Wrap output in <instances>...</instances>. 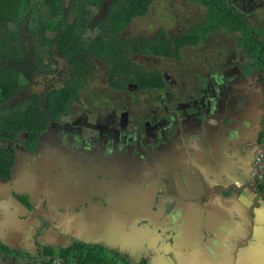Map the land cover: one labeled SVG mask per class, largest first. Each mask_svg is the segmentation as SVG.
<instances>
[{"label": "flooded vegetation", "instance_id": "obj_1", "mask_svg": "<svg viewBox=\"0 0 264 264\" xmlns=\"http://www.w3.org/2000/svg\"><path fill=\"white\" fill-rule=\"evenodd\" d=\"M237 1H241L244 5L247 3L256 7L263 5L262 1L258 4L253 0ZM240 4L237 3L236 5ZM248 5H245V7ZM261 28L255 26L258 33L257 39H264ZM239 49L243 53V57L246 56L248 59L242 57L239 62L236 60H234L236 62L231 60L230 63L224 62L216 71L211 70L206 74L202 72L196 78H191L188 72H185L186 75H184V72L175 74L168 72V70L149 71L147 67L138 65L144 68L143 71L136 72L141 75L137 74L136 81H128L124 84L122 78H110L111 68L108 64L93 52H89L88 58L92 71L89 76L83 77L81 84L74 81L72 68H75V66L70 65L66 58L60 54L58 46L54 45L52 52H54V55H60L66 64V68L60 69V65L54 57V70L51 74H57L58 82L62 86L53 89H74L69 98V107L61 115H59L58 110H54V121H52V114L48 118L50 122L46 129L38 137L32 135L29 142L26 141L27 134L24 137L21 134L14 143H11L8 139L0 138L2 155L6 157V152L11 151L15 156L14 165L18 153L23 154V158L26 159L35 154L46 155L44 158L47 162L49 159L54 158L55 161L60 158L61 166L66 168L69 167L70 159L76 160L83 166L89 165L92 169L88 171L85 168V174L90 175L91 181L97 183L100 190L95 188L89 180L85 181V190L90 194L93 193L95 197L97 196V199L104 201L107 198L115 199L116 207H112L111 212L104 211L103 215L101 211L97 222L90 221V226L99 228L101 241L95 240V243H91L88 239H84L85 235L83 233L72 232L63 233L65 241L62 239L56 241L54 233L50 232L49 228V226H52L54 231V222H46L45 224L44 221V223L35 227L30 235H26L27 232L21 235V242H24L26 238L31 240L33 246L31 251L28 253L23 252L20 246H26L25 243L16 249L13 246L7 247L0 242L13 254L2 248H0V253L13 256L16 260L21 258L25 264H53L54 262L65 264L63 258L59 255H46V250L52 248L59 252L62 249L71 247L69 243L72 242L73 245L86 244L89 247L105 248L108 252L99 257L100 262L110 263L108 261L110 259L115 260L118 264H129V261L126 262L122 258L118 249L123 247L121 239L124 234L132 237L131 229H129L131 223H128L130 215L132 213L135 215V222L140 220L138 227L143 228L140 230V241L143 236L147 239L150 236L145 242L146 248H154L157 245H162V243H169L165 236L168 232L167 223H169V219L163 220L164 222L161 217L154 219V213L147 211L148 203L151 200V206L149 207L151 211L157 210L161 214L168 211L167 214H169L170 204L167 205L169 202L167 195L170 193V187L175 183L179 186V179L184 182L183 177L185 175L190 177L192 170H194L196 176L199 177L198 186L206 191L205 197L198 204L202 214V208L210 209L212 212V204L206 203L210 199L208 195L219 188H222L226 199H231L230 204H226L223 211L236 223L235 228L232 230V242L235 246L231 250L230 257L238 264L240 251L243 255L246 249L244 243L247 241L256 243L261 240L258 233L256 235L252 228H247L244 225V220L250 215L252 207L262 206L260 202L262 198L259 192H264V129L260 133V144L259 141L257 142V145L260 146L255 155L254 168L251 171L242 172L244 176L238 179V184L227 182L228 185L225 187L213 183V177L218 170L216 164L219 154L213 139L216 124L221 121L222 130H226L227 134L233 131L230 127V121L218 119L222 104L227 106L226 109L231 108L228 105L229 102H225V98L230 92H233V96L239 93L233 91V86H262L264 88V69L253 71L255 68L253 66L254 59L249 58L241 47ZM133 55L171 58L134 52L128 56V59ZM94 59L108 68L109 75L106 81L108 86H89V78L96 70ZM171 59L179 60L178 58ZM153 72H157L155 78ZM68 79L73 81L71 86H66L65 80ZM154 79L157 81L154 82ZM65 99L67 98L65 97ZM62 116L70 118V120L60 121ZM227 117L228 113H225L223 118ZM48 131L51 134H47V138L44 136L41 139L43 144L40 146L41 135ZM232 133L235 135L239 131L236 129ZM179 135L185 137L184 142L186 146H189V149L184 152L179 151L172 156L169 153L171 148L167 147L166 141ZM58 139L62 140L60 144H58ZM30 142L31 146L29 145ZM227 154L231 155L232 152H226ZM74 172L76 171L74 170ZM247 173L250 176H247ZM76 174L80 178L87 179V176L78 172ZM0 177L11 179V176L4 177L0 175ZM246 177L250 180H246ZM138 192L139 195H137ZM250 195H254L251 207L248 205V201H251ZM14 196L19 199L16 195ZM174 196L178 199L180 197L179 194ZM19 200L30 211H33L30 204L23 202L21 199ZM126 201L131 202L129 207ZM136 202H140L144 206L139 212ZM252 211L255 212V210ZM112 213H114V217H112ZM107 214L109 215L107 216ZM181 221L186 223L184 219ZM171 224H173V228L178 234L181 235L183 231V238L188 233L193 232V237L184 240L188 244H194L193 250L196 248L199 250L198 264H216L213 260L219 257V253L204 254L203 251V247L208 246L206 239L209 236L206 231L194 230V228H186V226L181 227L183 223L178 224L176 220ZM207 225H209V222ZM151 227L156 229L153 230ZM177 228L180 230L177 231ZM151 231L155 233H153V236L150 235ZM137 232L138 230L133 232V235H135L136 242H139ZM16 240H19L18 236H11L10 241ZM203 242L205 243L203 244ZM104 243L113 249L102 245ZM207 243L210 245V240ZM236 247H239V249H235ZM180 248L183 251H180L181 254L187 250L186 245H182ZM260 249H263L262 245ZM17 252L18 254H16ZM113 252L118 253L117 256L115 255L116 259L112 258L115 257ZM261 254L259 260L252 261L251 259L249 264H261ZM89 256V251H86L83 252L81 258ZM104 256H107V258L105 259ZM73 257L75 258L74 255ZM178 259L179 257L176 261Z\"/></svg>", "mask_w": 264, "mask_h": 264}, {"label": "crops", "instance_id": "obj_2", "mask_svg": "<svg viewBox=\"0 0 264 264\" xmlns=\"http://www.w3.org/2000/svg\"><path fill=\"white\" fill-rule=\"evenodd\" d=\"M253 2L256 4L260 3L258 0H253ZM258 8L260 12L257 15L258 17L261 16L264 21V6L260 5ZM233 91H238L239 93L234 96L232 95L233 92H230L229 95L226 94L225 102H229L228 105L231 108L226 109L227 106L222 104L218 119H227L231 123L232 132L238 129L239 133L234 135L230 132L227 134L226 130H222L221 121H218L213 135L215 147L219 151L216 164L218 170L213 177V183L225 187L228 185L227 182L238 184V179L244 176L242 172H248L254 168L255 155L260 146L257 145V142L260 140V133L264 129V88L262 86H233ZM225 113H228L227 118H223ZM184 139L185 137L179 135L166 141L167 147L171 148L169 153L172 156L179 151L184 152L189 149V146L185 145ZM226 152H232V154L226 155ZM16 159L17 161L14 165L16 170L14 171L13 168L11 179L0 177V242L2 244L7 247L13 246L17 249L18 246L25 243L26 246H20V248L23 252L28 253L32 250V242L27 240L28 238L21 242V235L25 232H27L26 235H30L31 231L41 225V223H44V221L45 224L46 222H54V231L52 226H49V228L50 232L54 233L56 241L59 239L65 241L63 233L67 234V232L83 233L85 235L84 239H88L91 243H95V240L101 241L99 228L90 226V221L94 220L97 222L101 211L102 215L106 210L111 212V208L116 207V200L109 198L105 201L97 199L93 193L90 194L85 190L86 180H89L95 188L100 190L97 183L91 181L90 175L85 174V168L89 171L92 169L91 166H83L76 160L70 159L69 167L65 168L61 166L58 158L55 161L54 158L52 160L49 159L47 162L46 158L38 154L29 156V159L23 158L22 154L21 158L16 156ZM65 170H67V174ZM74 170L81 175L87 176V179L80 178L76 172H71ZM247 176L250 175L247 173ZM183 179L184 182L179 179V186L175 183L169 189L170 193L167 195L169 201L167 205L170 204L169 214H167L168 211L164 212V214L157 210L151 211V208H149L151 200L148 203L147 211L154 213V219L159 217H161L162 221L169 219V223H167L168 232L165 234L169 243H162V245H157L154 248H146L145 242L150 236L148 239L143 236L140 241V230L143 228L141 226L138 227L139 221H134L135 215L133 213L129 214L128 223H131L129 229H131L132 237L124 234L121 239L123 247L118 249L122 258L126 262L129 261V264H198L199 250L197 248L193 250L195 247L193 243L188 244V242H185L188 237H193V232L188 233L183 238V231L180 235L175 232L173 224L170 225L175 220L178 221V224L180 222L183 223L182 225L180 224L181 227L186 226V228L207 232L209 237L206 240L207 242L210 240V245L206 242L208 246H204L203 251L204 254L219 253V257L213 260L216 264H236L235 260L230 257L231 250L235 246L232 242V230L235 228L236 223L223 211L224 206L230 204L231 199H226L222 188H219L208 195L210 199L206 203L212 204V212L210 209L208 211L206 208H202V214L198 204L205 197L206 191L198 186L199 177L192 170V175L190 177L185 175ZM246 180L250 179L246 177ZM175 194L180 195L179 199L174 196ZM14 195L23 202L30 204L33 211L28 212L27 207ZM137 195H139V192ZM137 197L139 198V196ZM250 198L251 201H248L249 207L253 204L254 195H250ZM140 202H136L138 212L144 207ZM260 202L262 206L252 207L255 212L250 211V215L244 220V225L247 228H252L256 235L258 233L261 240L256 243L252 241L244 243L246 249L243 255L242 251H240L238 264H245V260L246 264H249L251 259L252 261L255 259L259 260L261 253L262 260L260 263H264V199L262 198ZM126 203L128 207L131 204L128 201ZM112 217H114V213H112ZM182 219L186 223L181 221ZM208 222L209 225H207ZM151 229L154 230L156 228L151 227ZM137 230L139 242H136L135 235H133V232ZM179 230L177 228V231ZM153 233L151 231L150 235L153 236ZM14 235L18 236L19 240L10 241L11 236ZM102 245L107 246L105 243ZM182 245H186L187 248L183 254L180 253V251L183 252L180 248ZM261 245L263 249H260ZM235 249H239V247ZM245 253H247L246 257ZM178 257L179 259L176 261ZM0 264L25 263L21 258L16 260L13 256L0 253Z\"/></svg>", "mask_w": 264, "mask_h": 264}, {"label": "trees", "instance_id": "obj_3", "mask_svg": "<svg viewBox=\"0 0 264 264\" xmlns=\"http://www.w3.org/2000/svg\"><path fill=\"white\" fill-rule=\"evenodd\" d=\"M183 1L205 7V23L188 32L189 39L178 41L165 33L153 39L119 38V28L129 25L135 17L146 16L152 0H114L105 5L104 0H69L68 6L65 0H0V138L14 143L21 134H27L29 142L32 135L38 137L46 129L54 110L59 115L67 111L74 89L47 88L42 95L26 92L32 84L37 85L40 77L54 70V45L75 66L73 78L81 84L92 71L89 52L108 64L110 78H122L124 84L136 81V72L144 70L128 59L130 54L179 58L185 45H195L223 32L237 36L239 47L254 59L253 71L264 69V39H257L255 25L249 19L256 12L241 9L231 0ZM258 1L264 6V0ZM65 83L71 86L73 81L68 79ZM20 92L23 96L16 99ZM2 152L0 149V175L10 177L15 156L6 152L4 160ZM0 248L13 254L1 243ZM86 251L89 257L76 256ZM107 252L103 247L74 244L59 252L49 248L46 255H59L65 264H87L100 262L99 257Z\"/></svg>", "mask_w": 264, "mask_h": 264}, {"label": "rangeland", "instance_id": "obj_4", "mask_svg": "<svg viewBox=\"0 0 264 264\" xmlns=\"http://www.w3.org/2000/svg\"><path fill=\"white\" fill-rule=\"evenodd\" d=\"M68 1L69 0H65V4L67 6ZM112 1L114 0H104L103 4L105 5ZM231 1L236 4L238 3L237 0ZM245 5L248 4L245 3ZM245 5L241 3L239 6L241 9L246 11L256 12L255 15L249 16V19L255 26H258V28H261L262 25L260 30H262V33L264 34V21L261 16L258 17L257 15V13L260 12L258 11V7L254 5H248L245 7ZM205 13V7H201L194 3H185L183 0H152L146 16L138 18L135 17L133 22L129 25L125 24L123 27L121 26L119 28V33L117 34L120 39L134 40L141 38V36L151 39L158 36L160 33L165 32L170 39L178 38V41L183 39L187 40L189 39L186 35L188 32L194 30L197 25L199 26L205 23L202 19ZM23 22H25V20ZM179 55V60L141 55H133L129 58V60H132L137 65L147 67L149 71L168 70V72L175 74L184 72V75H186L185 72H188L191 78H196L202 72H204L203 74H206V72H210L211 70L216 71L224 62L230 63L234 60L239 62V60L243 57V53L239 49L237 36H233L227 32H223L219 35H210L208 39L203 42L196 43L195 45H185L179 51ZM54 57L58 61L60 69L66 68V64L60 55L56 54ZM243 58L248 59L246 56ZM95 64L96 70L89 78V86H108L106 83L109 75L108 68L101 62L95 61ZM156 74L157 72H153L154 78L156 77ZM156 81L157 80L154 79V82ZM36 83L37 85L32 84L31 88H27L26 92L43 94L47 89L46 87L56 88L62 86L61 83L58 82L57 74H51V72L47 75H43V77H40ZM22 96L23 94L20 92L16 99H21L20 97ZM65 120H70V118L62 116L60 121ZM24 135L25 134L22 136L24 137ZM27 140L28 139H26V141ZM58 141V144L62 142L61 139H58ZM29 145L31 146V142ZM16 156L21 158L20 153ZM45 156L46 155H43L42 157ZM3 158L4 160H7L5 156ZM58 161L60 162L59 158ZM15 170L16 168H14V171ZM71 172L73 173L74 171ZM65 173L67 174V170H65ZM69 245L72 246L73 243L70 242ZM76 256L83 257V255H80L79 253H77ZM104 258L106 259L107 256H104ZM112 258L116 259V256ZM108 261L110 263L118 264L115 260L109 259Z\"/></svg>", "mask_w": 264, "mask_h": 264}, {"label": "water", "instance_id": "obj_5", "mask_svg": "<svg viewBox=\"0 0 264 264\" xmlns=\"http://www.w3.org/2000/svg\"><path fill=\"white\" fill-rule=\"evenodd\" d=\"M47 134H51L50 131L46 132V133H43L40 137V146L43 144V141H41V139L45 136L47 138ZM40 149V147H39ZM256 189L254 188V191ZM260 194V197L264 199V192H259ZM28 212H31L28 208H26ZM88 264H110V263H107V262H99V263H88Z\"/></svg>", "mask_w": 264, "mask_h": 264}, {"label": "built area", "instance_id": "obj_6", "mask_svg": "<svg viewBox=\"0 0 264 264\" xmlns=\"http://www.w3.org/2000/svg\"><path fill=\"white\" fill-rule=\"evenodd\" d=\"M259 161H261L260 159H259ZM53 264H60L59 262H54Z\"/></svg>", "mask_w": 264, "mask_h": 264}, {"label": "clouds", "instance_id": "obj_7", "mask_svg": "<svg viewBox=\"0 0 264 264\" xmlns=\"http://www.w3.org/2000/svg\"><path fill=\"white\" fill-rule=\"evenodd\" d=\"M54 50V48H52V51Z\"/></svg>", "mask_w": 264, "mask_h": 264}]
</instances>
